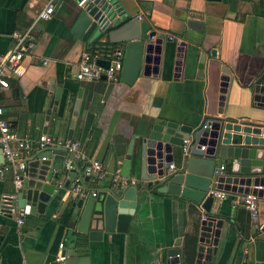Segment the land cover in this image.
<instances>
[{
    "label": "crops",
    "instance_id": "1",
    "mask_svg": "<svg viewBox=\"0 0 264 264\" xmlns=\"http://www.w3.org/2000/svg\"><path fill=\"white\" fill-rule=\"evenodd\" d=\"M118 1L130 16L128 20L140 17L137 20L146 22L149 31L164 35L156 71L137 75L130 84L121 81V72L115 83L78 80L80 55L101 45L107 33L91 44L85 42L93 32L87 36L72 32L77 8L68 0H56L50 19L33 27V51L8 79L9 88L0 91L2 118L14 141H28L33 146L46 134L78 142L86 161L100 162L106 172L102 181H84L80 169L73 179L66 171L50 170L49 178L58 173V180L39 213L35 209L27 215L21 212L22 225L18 226L16 215L0 211V264H50L59 244H63L66 258L72 255L70 244L75 239L76 256L86 257L88 264H166V251L177 240L182 264H190L184 239L187 235L197 238L205 214L180 197L142 193L123 232L102 233L98 240H88L77 232L86 233L88 227L81 219L91 206L90 192L96 197L105 195L124 181L119 177L113 185L110 179L116 172L119 175L129 146L130 174L132 179L138 177L139 138L152 124L173 122L195 128L221 120L228 136L246 139L252 147L262 149L264 174V109L254 102L250 90L254 79L264 72V0ZM43 5L44 0H0V59L12 49V34L27 29ZM189 21L200 23L202 32L188 29ZM186 37L197 46L186 44L192 59L188 65L182 60L176 72L175 49ZM198 54L205 55L200 77L196 75ZM220 67L227 70L228 81L218 114ZM56 89L60 91L57 106L46 116ZM62 158L51 155L50 160L57 167L65 165L66 157ZM170 165L176 169L175 162ZM25 179L30 180L27 170ZM80 184L87 191L82 198L70 192ZM12 192V173L7 171L0 178V206L1 199ZM228 195L221 202L214 200L210 208L223 221L212 263L264 264V199L257 200L258 215L252 220L245 210L232 209L237 195ZM69 232H77L76 238Z\"/></svg>",
    "mask_w": 264,
    "mask_h": 264
},
{
    "label": "water",
    "instance_id": "2",
    "mask_svg": "<svg viewBox=\"0 0 264 264\" xmlns=\"http://www.w3.org/2000/svg\"><path fill=\"white\" fill-rule=\"evenodd\" d=\"M62 0H59L60 3ZM74 5V4H73ZM57 4H55L54 11ZM75 6V5H74ZM91 14V13H90ZM90 14H85L77 9L74 15L73 34L79 36L91 35L85 42H91L99 37L100 33L90 19ZM121 22L115 21L105 36L101 45H94V51L101 58L96 60V65L106 69L108 60L105 54L111 48L120 46L123 48L121 81L130 84L137 75L146 76L150 70L156 71L161 52L160 45L164 41V35L149 31L146 22H140L136 18ZM186 27L193 32H202L200 23L189 21ZM116 28V29H114ZM114 29V30H113ZM84 30V31H83ZM180 41L175 49V71L183 62L189 64L191 53L186 50V44L197 46L190 42L191 38ZM210 55L215 56L214 51ZM205 61L204 54H198L196 60V75L201 76ZM184 65V63H183ZM153 68V69H152ZM222 74L219 77L218 114L221 113V105L226 92L228 78L227 70L219 68ZM101 80H105L104 77ZM251 93L254 102L264 109V72L258 75L251 84ZM59 89L54 91L52 100L48 105L46 116L50 115L51 108L57 106ZM223 123L215 119L204 128H192L186 125H178L173 122L152 124L148 131L139 138L136 151L138 177L132 179L130 174V153L132 146L128 147L124 161L121 165L119 177L124 181L113 189L105 191V195L92 198L91 206L86 207L81 223H87L86 233L77 231L87 236L88 240H98L102 233L112 231L123 232L129 223L137 206V199L142 193L154 195H170L180 197L192 205H198L204 212L203 220H200L197 233V246L191 255L190 264H213L212 257L216 253V246L223 221L215 218L210 213L214 198L209 191L224 192L231 195H250L257 200L264 199V174H262V149L252 147L250 141L241 140L238 136L224 133ZM183 141H188L186 151L183 152ZM203 147V150L200 148ZM51 155L62 156L64 151H44L37 155V159L44 157V161L32 160L27 163L29 182L24 178L21 190L16 194V206L25 215L31 209L39 213L48 202V198L54 192L58 180V173L49 178L50 170L61 171L73 179L77 169L67 170L66 165L54 167L50 160ZM62 158V159H63ZM175 162L176 169L169 171V165ZM49 179V180H48ZM87 181L86 177H83ZM133 180V181H131ZM69 182V181H68ZM210 188V189H209ZM260 188V189H256ZM80 201L75 203L78 208ZM75 210L72 211L74 216ZM77 232H69V236L76 238ZM78 244L76 239L70 244L72 255L67 257L64 264H88L86 257H78ZM65 255L64 250L61 253ZM166 264H182V253L177 240L173 247L166 251Z\"/></svg>",
    "mask_w": 264,
    "mask_h": 264
},
{
    "label": "built area",
    "instance_id": "3",
    "mask_svg": "<svg viewBox=\"0 0 264 264\" xmlns=\"http://www.w3.org/2000/svg\"><path fill=\"white\" fill-rule=\"evenodd\" d=\"M75 7L85 14H90V19L99 31L100 35L106 34L111 24L115 21H127L130 16L122 7L118 0H68ZM56 0H44L42 9L38 12L32 23L23 32L13 33V46L0 59V91L9 88L8 79L13 77L18 66L24 57L28 56L34 49L35 43L32 37L34 25L38 21H47L54 13ZM139 20L140 17H137ZM169 39H171L169 37ZM124 51L120 46L111 48L105 58L108 60L106 69L96 65V60L103 57L96 52H83L77 62L76 78L80 81L91 82L100 81L104 77V81L115 83L118 81L122 68V59ZM46 61L43 62L45 64ZM3 109L0 107V155L4 164L0 165V178L7 171L12 173L13 192L1 199L0 211L6 216H17V225H22V211L18 209L15 203L16 194L21 190L22 181L26 177L27 163L32 160L44 161L45 158L37 159V155L44 151H64L67 156L65 165L67 170L80 169L83 177L91 178L94 181H102L106 178V172L100 162L92 160L86 161L85 156L80 149V143L70 140L57 139L52 135L42 134L30 145L28 141H14L8 123L2 118ZM210 121L202 124L204 128ZM188 141H183L182 151L185 152ZM203 150V147L200 148ZM169 171H174L173 165H169ZM119 179L118 172L112 175L110 179L114 185ZM73 195L82 198L87 194L82 184L73 187L70 191ZM209 194L217 202L225 200L229 195L224 192L209 191ZM92 197H96L95 192H90ZM241 208L245 210L250 218L254 220L258 215L257 199L253 196H236L232 201V209ZM204 216L201 217V220ZM63 244L58 245V253L50 264H64L66 259L62 255Z\"/></svg>",
    "mask_w": 264,
    "mask_h": 264
},
{
    "label": "trees",
    "instance_id": "4",
    "mask_svg": "<svg viewBox=\"0 0 264 264\" xmlns=\"http://www.w3.org/2000/svg\"><path fill=\"white\" fill-rule=\"evenodd\" d=\"M94 51V47H92L91 49L88 50V52H93ZM196 245V238L194 235H190V236H186L184 239V252L187 253L188 255V260L191 261V255L192 252L194 251Z\"/></svg>",
    "mask_w": 264,
    "mask_h": 264
}]
</instances>
